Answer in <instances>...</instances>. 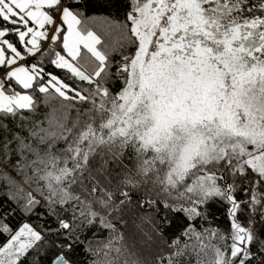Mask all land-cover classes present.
<instances>
[{
    "label": "snow or ice",
    "instance_id": "obj_1",
    "mask_svg": "<svg viewBox=\"0 0 264 264\" xmlns=\"http://www.w3.org/2000/svg\"><path fill=\"white\" fill-rule=\"evenodd\" d=\"M78 249L264 264V0H0V264Z\"/></svg>",
    "mask_w": 264,
    "mask_h": 264
},
{
    "label": "trees",
    "instance_id": "obj_2",
    "mask_svg": "<svg viewBox=\"0 0 264 264\" xmlns=\"http://www.w3.org/2000/svg\"><path fill=\"white\" fill-rule=\"evenodd\" d=\"M100 11H106L105 9H101ZM149 209H139L138 207L133 206L130 215H129V223H128V231L136 232L137 235H140L141 230L144 232L150 231V227L147 223H142L140 217L144 216L146 213H149ZM212 213L216 217V224L220 226H225L227 224V220L225 218L224 206L220 204L212 205ZM139 225V228H137ZM179 234L178 232L176 233ZM90 235V234H89ZM167 235H171V233H167ZM75 264H89V256L82 249H78L74 254Z\"/></svg>",
    "mask_w": 264,
    "mask_h": 264
}]
</instances>
